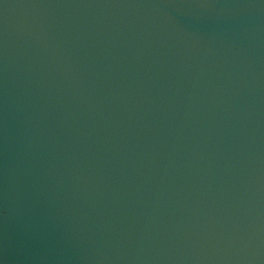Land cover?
Instances as JSON below:
<instances>
[{"label": "water", "instance_id": "95a60500", "mask_svg": "<svg viewBox=\"0 0 264 264\" xmlns=\"http://www.w3.org/2000/svg\"><path fill=\"white\" fill-rule=\"evenodd\" d=\"M0 264H264V0H0Z\"/></svg>", "mask_w": 264, "mask_h": 264}]
</instances>
